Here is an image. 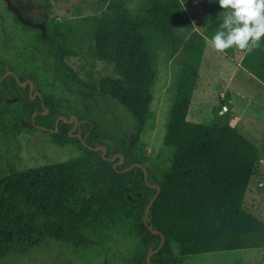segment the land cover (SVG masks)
I'll return each instance as SVG.
<instances>
[{
    "label": "trees",
    "instance_id": "16d2710c",
    "mask_svg": "<svg viewBox=\"0 0 264 264\" xmlns=\"http://www.w3.org/2000/svg\"><path fill=\"white\" fill-rule=\"evenodd\" d=\"M94 1L100 13L94 17L92 53L113 66V75L85 86L90 93L117 100L133 115L134 140L147 124L160 52L168 48L169 58L181 67L167 126L166 141H174L171 166L156 176L127 148L96 138L90 123L78 121L73 134L80 132L91 147L82 144L83 157L0 175V258L28 252L48 239L75 250L93 246L96 239L126 240L140 250L136 264L140 259L142 264H182L183 257L192 254L264 249V220L244 207L257 148L224 120L227 112L218 115L228 106L231 93L226 94L228 99L220 96L212 123L188 119L206 40L220 30L226 10L219 4L209 8L201 33L194 30L183 0ZM59 33L55 26L47 39L57 48L60 69L77 78L65 62V57L77 53L56 41ZM237 50L241 49L234 46L224 53L233 57ZM243 51L241 67L264 83V37L258 48ZM5 73L0 66V78ZM6 79L17 83L14 75ZM41 89V95L28 98L35 124L51 131L58 145L66 139L78 141L70 134L73 113L51 102L44 85ZM59 112L67 121H58ZM101 146L105 153L93 149ZM116 153L123 161L112 160ZM136 163L144 165L147 179ZM152 184L160 191L145 223L147 205L158 191ZM162 234L165 240L159 248ZM150 248L158 250L148 262Z\"/></svg>",
    "mask_w": 264,
    "mask_h": 264
},
{
    "label": "rangeland",
    "instance_id": "374dc122",
    "mask_svg": "<svg viewBox=\"0 0 264 264\" xmlns=\"http://www.w3.org/2000/svg\"><path fill=\"white\" fill-rule=\"evenodd\" d=\"M13 1L25 17L36 22L45 21L46 31L45 37L39 38L36 28L20 23L6 2L0 0V42L8 41L0 47V66L5 70L8 66L16 76L27 77L33 82H28V87V84H20L17 79L15 83L6 76L3 85V80L0 83L3 102L0 103V175L81 158L86 154L79 136L71 135L78 141L66 139L64 145H58L50 135L51 131L35 124L28 98L41 95L42 85L49 90L51 102L59 103L63 110L73 113L70 120L74 123L80 120L90 123L96 138L124 146L136 158L144 161V165L156 176L165 173L171 166L174 143L172 139L166 141L167 126L181 75V67L169 58V49L160 52L147 124L136 141L132 133L133 115L117 100L90 93L85 86L88 81L113 75V66L98 60L92 53L94 17L100 13L96 2ZM183 1L193 19L194 28L200 29V3ZM55 26L60 31L56 41L65 49L77 53L65 57V62L77 78L69 77L60 69L57 48L47 39ZM204 62L188 119L212 123L216 118L214 108L219 105L220 96L227 98L228 88H234L236 94L229 97L228 106L218 115L222 117L227 112L224 120L257 148L244 207L264 220V83L245 69L237 70L235 64L222 54L214 57L206 55ZM26 88L28 91L24 92ZM47 113L44 111V114ZM58 115V119L67 121L60 112ZM73 130L70 134H73ZM99 149L105 151L102 146ZM118 157L121 158L120 153H116L115 159ZM117 239H96L93 246L83 250H75L62 241L48 239L28 252L0 258V264H136L140 250L134 243ZM142 263L140 259L138 264ZM182 264H264V249L192 254L184 256Z\"/></svg>",
    "mask_w": 264,
    "mask_h": 264
},
{
    "label": "clouds",
    "instance_id": "9594fccd",
    "mask_svg": "<svg viewBox=\"0 0 264 264\" xmlns=\"http://www.w3.org/2000/svg\"><path fill=\"white\" fill-rule=\"evenodd\" d=\"M226 10L220 30L206 44L223 53L236 47L252 51L264 37V0H218Z\"/></svg>",
    "mask_w": 264,
    "mask_h": 264
},
{
    "label": "water",
    "instance_id": "95a60500",
    "mask_svg": "<svg viewBox=\"0 0 264 264\" xmlns=\"http://www.w3.org/2000/svg\"><path fill=\"white\" fill-rule=\"evenodd\" d=\"M3 1L6 2L8 9H9L10 11H12V12L17 16V19H18L23 25H26V26H30V27H33V28L39 29V30H41L43 36H45V31H46V22H45V21H42V22H36V21H34L32 18H30V17H25L24 14H23V12H22V10H21V8H20L18 5H16V4L14 3L13 0H3ZM6 70H7L6 73L0 78V83L2 82V80H3L6 76H8V75H14L15 78L18 80V82H19L20 84H23V83L20 81L19 77L16 76L15 73H14L13 71H11V70L8 69V66H6ZM28 82H32V80H27L26 82H24L25 85H27ZM32 84H33V82H32ZM59 120H60V119H58V121H59ZM69 121H72V120L69 119ZM77 125H78V122L75 123V127H74V129L76 128ZM55 131H56V130H55ZM73 131H74V130H73ZM71 135H77V136H79V137L82 139L83 144H84L85 146L90 147V146L85 142V139L82 137V135H80L79 133H78V134H71ZM90 148H91V147H90ZM103 148L106 150L105 147H103ZM93 149H94V150H100L99 147H98V148H93ZM103 153H105V151H104ZM121 157H122V161H123V156L121 155ZM114 159H115V157L112 158V160H114ZM122 161H121V163H122ZM134 166H140V167H143L144 170H145V176H146V179H147V177H148V176H147V170H146V168L144 167V165H143V164H140V163H136ZM131 168H132V167H131ZM129 169H130V168H129ZM127 170H128V169H127ZM151 186L156 187V188L158 189V191H157L156 195L150 200L149 204L147 205V208H146V210H145V214H144V218H143V220H144L145 223H147V221L149 220L148 215H149L150 208H151L153 202L155 201V199H156V197H157V195H158V193H159V191H160V188H159L157 185L152 184ZM149 228L152 230V227H151V226H149ZM153 232L156 233V234L158 233V231H153ZM161 236H162V241H161V244H160L159 248L163 245L164 240H165V236H164L163 234H162ZM157 250H158V249H157ZM157 250L152 251V249L150 248V251L148 252L147 257H146V259H147L148 262L150 261V258H151V256H152V254H153L154 252H156Z\"/></svg>",
    "mask_w": 264,
    "mask_h": 264
},
{
    "label": "crops",
    "instance_id": "0c3cea01",
    "mask_svg": "<svg viewBox=\"0 0 264 264\" xmlns=\"http://www.w3.org/2000/svg\"><path fill=\"white\" fill-rule=\"evenodd\" d=\"M195 1H197V3L196 4H198L199 5V3H200V7L202 8V23H201V25H200V29L199 28H194V30H197V31H199V32H201V33H204V31H205V28H206V24H205V21H206V12L209 10V8H213V6H215L216 7V5L218 4V0H199V2H198V0H190V2H195ZM187 9V8H186ZM187 11H188V9H187ZM189 13V12H188ZM190 15V14H189ZM190 17H191V15H190ZM191 19H192V17H191ZM192 21H193V19H192ZM194 23V22H193ZM208 39H210V38H208ZM218 53L219 54H222V55H224L225 57H226V59H228L229 61H231V62H233L234 64H235V67H236V69L237 70H240V69H244V68H242L241 67V65H240V61H241V59H242V57H243V55H244V51L243 50H237L235 53H234V55H233V57H229V56H227L224 52L223 53H221V52H218V51H216V50H214V49H212L210 46H206V48H205V51H204V55H203V58H202V63H201V66H200V69L202 68V66L204 65V61H205V57H206V55H209V56H211V57H214V56H218ZM199 75H200V70H199ZM200 78H201V76L199 77V81H200ZM199 81H198V84H197V87H196V89H195V91H194V93H193V97H192V103H193V98L196 96V93H197V88H198V86H199ZM229 82V81H228ZM227 82V83H228ZM230 84H231V81H230ZM202 87V86H201ZM201 87L199 88V89H201ZM229 89V92L231 93V95H235L236 94V92H235V90H234V88L233 89H231V88H228ZM191 103V104H192ZM188 115H189V113H188ZM184 258V257H183Z\"/></svg>",
    "mask_w": 264,
    "mask_h": 264
}]
</instances>
